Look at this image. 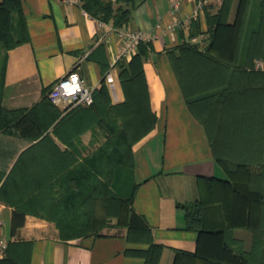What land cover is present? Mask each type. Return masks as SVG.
<instances>
[{
  "label": "crops",
  "instance_id": "crops-1",
  "mask_svg": "<svg viewBox=\"0 0 264 264\" xmlns=\"http://www.w3.org/2000/svg\"><path fill=\"white\" fill-rule=\"evenodd\" d=\"M223 1L209 0L187 22L198 0H182L177 8L174 0H136L129 21L116 26L89 14L81 0H20V15L13 16L23 19L24 29L16 34L19 42L0 54V103L5 109L42 106L52 84L72 70H78L95 92L105 85L110 103L117 106L126 100L122 66L138 53L140 45L121 55L120 31L148 35L150 40L142 42L150 43L152 49L144 60V72L158 119L134 143V167L121 171L120 185L124 197L135 187L130 224L149 228L153 242L162 246L157 264H241L243 255L254 250L252 229L235 224L249 212L236 206L231 211L226 208L220 181L227 178L226 170L214 157L204 126L188 106L169 55L186 44L204 49L209 42L208 14H217ZM240 4L241 0H231L228 24H235ZM254 66L264 70L260 58ZM79 116L70 122H78ZM98 132L97 137L91 131L81 135L85 148L91 139L103 137L101 129ZM52 136L61 150L76 147L67 134L52 132ZM35 142L0 131V235L9 241L6 252L0 253V264H146L143 253L151 244L129 237L126 225L114 222L102 234L65 239L50 217L22 210L5 199L1 188L7 174ZM81 172L76 169L79 178ZM184 204L202 206V231L188 228ZM251 218L257 219V214Z\"/></svg>",
  "mask_w": 264,
  "mask_h": 264
},
{
  "label": "trees",
  "instance_id": "trees-1",
  "mask_svg": "<svg viewBox=\"0 0 264 264\" xmlns=\"http://www.w3.org/2000/svg\"><path fill=\"white\" fill-rule=\"evenodd\" d=\"M136 0H81L84 9L101 21H112L114 25L121 26L129 21L131 16V6ZM119 2V6L115 5ZM252 0H241L237 20L234 25L228 24V14L231 6V0H224L217 14L209 15V42L204 49L198 48L196 45L186 44L176 50L169 52V55L174 63L176 72L180 78L184 95L187 99L188 106L194 116L204 126L208 141L214 157L225 168L227 178L220 179L222 182V195L226 208L231 211L232 206H236L243 213H248L249 216L244 217L241 221H236L238 226H244L252 229L255 235L254 250L249 254H244L241 264H263L261 261L257 263V248L259 239H264V195L254 190L251 195L257 203H251L250 198L240 193L238 183L245 182L237 175L238 171L250 174L249 162L250 156L244 160L236 159L235 163H227L226 159L220 156L221 147L225 142L238 139L237 125L225 123L220 120L225 110L223 108L227 103H231V90L226 88L215 89L214 92L202 91L199 93L201 99L209 98V94H219L224 92L220 97L219 104L209 105L210 109L204 108L205 113H208V120L200 116L199 110L196 109L195 101L198 100L196 93L190 91L189 70L182 63L186 59L194 63L203 65L210 64L213 68L225 67L230 71L235 70L243 76L261 77L256 86L243 85L239 92L242 96L254 95L255 92L262 95V105H260V113L264 116V70L255 69L254 62L256 58L264 60V37L260 31L248 30V10ZM247 9L245 11V7ZM20 0H5L0 4V44L5 48H11L19 42L16 40V34L21 33L24 29L23 19H14L13 14L20 15ZM246 15V16H245ZM263 23L261 24V26ZM260 26V28H261ZM236 42H235V41ZM152 49L150 43L141 42L138 53L131 61L122 66L120 76L122 86L126 95V100L120 105H112L110 103L109 93L105 85L95 92L94 102L88 105L76 106L64 112L54 106L48 95L43 100L42 106H36L31 109H23L10 111L2 107L0 103V131L7 133H16L18 135L27 136L32 140H36L34 145L29 149L37 146L49 136L48 130L51 126L53 129L60 128L63 124L69 123L75 115L84 113L88 110L97 120L95 125L103 130V139L101 146L97 148L93 155H88L84 169L92 176H102L100 169L95 168L91 164V157L99 156L105 158L108 165H111L107 172H113L115 176L121 175L124 168L132 169L134 167V156L132 147L135 142L148 134L157 123V115L152 110L149 100L148 84L144 72V60L148 57ZM235 49V50H234ZM242 55L244 58H242ZM188 58V59H187ZM189 63V62H188ZM183 72V73H181ZM191 73V72H190ZM192 77V76H191ZM188 83H187V82ZM250 86V87H249ZM195 94V95H194ZM236 93H234V96ZM208 105V104H206ZM95 107V108H94ZM57 108V109H56ZM45 114L49 115V120ZM113 114L114 119L111 118ZM121 123L118 128L116 125ZM57 132V131H54ZM60 134V133H58ZM102 160V159H101ZM98 177V178H99ZM243 180V181H242ZM93 189L102 191L108 189V186L101 182L99 187ZM134 190L128 197L114 194L110 190L109 194L102 193L99 197L103 199L108 207V215L118 217L121 225H126L129 237L133 239L141 238L151 244L150 248L143 253L146 257V264H157L158 258L162 249L161 245L155 244L152 238V232L147 227H135L130 224L131 205L134 197ZM186 210V220L188 228L202 231L201 215L202 206L199 204H184ZM112 209H114L112 211ZM261 210V211H260ZM257 214V219L251 220V216ZM55 222V221H54ZM60 227V226H59ZM61 235L65 239L77 238L83 235L66 234L61 228ZM93 233V232H91ZM90 234V233H89Z\"/></svg>",
  "mask_w": 264,
  "mask_h": 264
},
{
  "label": "rangeland",
  "instance_id": "rangeland-1",
  "mask_svg": "<svg viewBox=\"0 0 264 264\" xmlns=\"http://www.w3.org/2000/svg\"><path fill=\"white\" fill-rule=\"evenodd\" d=\"M119 4L117 2L115 8ZM248 8V30H261V36L264 37V0H252ZM246 9L247 6L245 11ZM3 48L0 44V54ZM262 61L264 62V60ZM180 62L182 71L185 66L186 69L189 68L187 72L190 75L186 77L189 81L191 80L189 89L197 94L196 109L199 110L203 119L208 120V123H210L209 115L205 113L204 108L210 109L209 105L219 104L220 97L224 92L209 94V98L204 99L198 96L199 93L207 90L214 92L215 89L220 88L232 91L231 103H227L223 107L225 110L220 120L232 125V128L236 124L235 132L239 134L238 139L224 143L220 150V156L230 164L235 163L236 159L240 157L243 158L238 160H244L245 157L250 156V159H246L250 163V174L247 176L238 171L237 175L245 181L239 182L238 187L240 193L250 198L251 203H257L251 193L257 190L264 195V116L259 112L263 98L257 92L254 95L245 93L242 96L237 91L247 84L257 87L256 84L261 77L243 76L240 72L230 71L224 66L213 68L210 64H197L186 59ZM258 63L260 64V61ZM234 93H236L235 96ZM45 115L48 116V114ZM79 115L78 122L65 123L56 129L51 126L48 130V138L28 149L13 166L5 178L1 191L3 190L5 199L16 203L18 208L50 217L66 234L75 236L91 232L102 234L114 222L117 225L121 224L118 217L108 215V207L99 196L102 193H106L107 196L109 190L119 196L122 195L120 183L124 179L122 174L115 176L113 172L111 174L107 172L111 165L105 163L107 162L105 158L96 155L95 157L90 156L91 164L101 170L102 176L94 177L84 169L85 159L89 157L87 153L93 155L105 140L103 137L91 139V144L85 148L81 135L91 131L92 136L97 137V133L100 135L98 132L100 128L94 124L97 118L88 110ZM111 118L114 119L113 114H111ZM44 120H49V116ZM120 124L118 123L116 126L120 128L122 126ZM52 132L56 135L61 132L67 134L70 137L68 141L70 140L76 147L69 145V148L61 150L59 144L55 142ZM101 133H103L102 129ZM79 168L82 171L80 178L76 175V169ZM101 182H104L109 190L93 189V187H99ZM256 259L257 263L261 261L264 264V239H261V236Z\"/></svg>",
  "mask_w": 264,
  "mask_h": 264
},
{
  "label": "built area",
  "instance_id": "built-area-1",
  "mask_svg": "<svg viewBox=\"0 0 264 264\" xmlns=\"http://www.w3.org/2000/svg\"><path fill=\"white\" fill-rule=\"evenodd\" d=\"M64 2H72L75 0H58ZM182 0H174L173 7L180 6ZM209 0H198L196 9L191 17L186 19L190 22L199 10L204 7ZM120 35L123 40L121 55H128L134 51L142 41H149L148 35L142 31L121 30ZM194 41L200 43L201 39L193 38ZM50 102L66 111L76 106H87L94 102V90L87 85L83 76L78 70H72L57 79L51 86L48 93ZM9 246V241L5 236L0 235V253L4 254Z\"/></svg>",
  "mask_w": 264,
  "mask_h": 264
}]
</instances>
